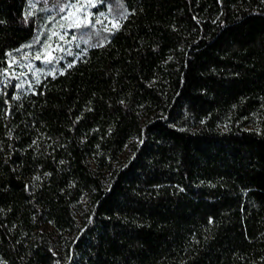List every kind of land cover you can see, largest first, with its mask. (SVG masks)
Masks as SVG:
<instances>
[{"label": "trees", "instance_id": "obj_1", "mask_svg": "<svg viewBox=\"0 0 264 264\" xmlns=\"http://www.w3.org/2000/svg\"><path fill=\"white\" fill-rule=\"evenodd\" d=\"M65 1L0 0V264H264V0H98L11 77Z\"/></svg>", "mask_w": 264, "mask_h": 264}, {"label": "rangeland", "instance_id": "obj_2", "mask_svg": "<svg viewBox=\"0 0 264 264\" xmlns=\"http://www.w3.org/2000/svg\"><path fill=\"white\" fill-rule=\"evenodd\" d=\"M98 4V0H66L57 11L47 14L42 23V34L38 35V47L33 49V53L22 57H13L8 64V71L13 78L26 80L29 82V74L36 76L39 74L40 66L49 63L60 57V53L67 51L66 48L74 42L76 32L84 33L88 30V25L94 26L95 22L103 23L104 28L113 29L118 21L112 14L104 11L99 15L93 9ZM39 5V4H38ZM36 2H31L33 10L39 6ZM48 22V23H47ZM80 26L77 27L76 25ZM87 40V37H83ZM39 56V59L37 57ZM40 63V64H39ZM130 150L126 148L122 159L129 156Z\"/></svg>", "mask_w": 264, "mask_h": 264}, {"label": "snow or ice", "instance_id": "obj_3", "mask_svg": "<svg viewBox=\"0 0 264 264\" xmlns=\"http://www.w3.org/2000/svg\"><path fill=\"white\" fill-rule=\"evenodd\" d=\"M76 26L79 27L80 25L77 24ZM114 27H118V25H114ZM37 59H39V56L37 57Z\"/></svg>", "mask_w": 264, "mask_h": 264}]
</instances>
